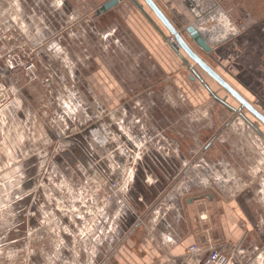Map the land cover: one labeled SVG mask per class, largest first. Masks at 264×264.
<instances>
[{
	"label": "rangeland",
	"instance_id": "obj_1",
	"mask_svg": "<svg viewBox=\"0 0 264 264\" xmlns=\"http://www.w3.org/2000/svg\"><path fill=\"white\" fill-rule=\"evenodd\" d=\"M102 1L0 0V264H114L122 237L110 206L125 198L134 172L140 185L163 173L156 202L146 200V209L152 204L161 211L164 203L173 210L169 192L186 187L188 176H196L192 190L216 187L198 179L227 158L243 168L228 174L231 183L242 179L257 191L264 181V137L250 122L263 134L264 124L246 109L247 119L229 108L239 109V102L191 59L186 64L167 37L158 48L167 51V67L157 72L129 21L140 12H111L110 30H102L95 16ZM215 1L210 10L173 21L195 51L239 87L245 70L258 64L237 41L246 22L236 0ZM191 28L215 32L209 51L191 37ZM11 56L33 61L34 74L9 71ZM188 66L204 73L230 106L192 80ZM248 97L264 113V99ZM246 144L249 155L240 147Z\"/></svg>",
	"mask_w": 264,
	"mask_h": 264
},
{
	"label": "crops",
	"instance_id": "obj_2",
	"mask_svg": "<svg viewBox=\"0 0 264 264\" xmlns=\"http://www.w3.org/2000/svg\"><path fill=\"white\" fill-rule=\"evenodd\" d=\"M156 1L167 16L171 20L175 18L176 21L187 20L190 15H196L200 10H210L205 7V4H203L204 9L200 8L203 0ZM216 2L219 4L218 1ZM235 5L240 8V20L246 22L244 23L245 28L237 35V41L240 46L247 49L252 60L258 65L250 71L241 65L243 70L246 69V73L242 75L239 87H234L248 100L250 93L264 99V0H236ZM135 11L140 12V14L137 12L139 14L137 20L133 19V15L129 17L131 26L135 30V37L139 41L141 39L147 51H151L147 52L148 56L150 53L153 55L151 56L153 58L148 61L149 64L156 71L164 69V57L167 56V51L164 48L162 50L158 48L161 45L159 40L167 37L168 41V35L160 28L161 26L156 25L154 20L140 9L135 8ZM109 14H103L97 18L98 26L102 30H110V27L105 24ZM147 19L152 25H156V30L151 27ZM167 44L170 49H173L168 42ZM93 67L101 68L98 63ZM144 67L147 66L144 65ZM107 68L113 67L108 65ZM98 74L101 73L98 72ZM129 81L128 83L131 84L130 79ZM128 87L131 88V86ZM22 118H24L23 115ZM243 145L240 147L244 155L248 152L245 149L250 146L246 144L244 147ZM207 147L210 146H206L205 149ZM235 149H238V146ZM219 165L214 164L207 168L202 178L198 176L200 180L198 179L199 182H197L198 185H216V187H209L207 190L200 188L192 190L194 185H191V181H196V176H193L194 178L188 176L185 178V184H188L186 187L172 189L169 195L172 194L174 203L176 202L173 210H170L166 203H164L165 210L163 211H161L162 207L156 209L152 204L150 210L146 209V200L151 197L154 201L156 199L153 191L157 192L156 187L159 188V186L156 184L162 183L160 178L164 176L163 173L158 174L157 171H152L153 175H151L155 179L154 185H140L138 174H134L133 186L128 192L125 191L128 199H119L110 206V216L116 223L115 229L122 237V243L116 247L118 251L114 257V264H181L189 247L203 242L202 237L206 235L215 244L239 245V249L233 254L232 264H264L261 260L264 259L262 256L264 255V181L260 182L261 186L258 183L257 191L253 185H249L242 179L231 183V180H228L230 177L228 174L231 175L233 170L234 175V172L237 173L240 168L243 169L242 165L235 169V165H231L228 158L224 162L221 161ZM207 171L214 176L218 173L221 177H209L210 174ZM171 188L172 185L166 186L164 192ZM204 209H207L205 212L207 218L202 220L200 214L204 212Z\"/></svg>",
	"mask_w": 264,
	"mask_h": 264
},
{
	"label": "water",
	"instance_id": "obj_3",
	"mask_svg": "<svg viewBox=\"0 0 264 264\" xmlns=\"http://www.w3.org/2000/svg\"><path fill=\"white\" fill-rule=\"evenodd\" d=\"M143 2L147 5L150 12L159 20V22L167 29L168 33L172 37L173 40H168V43L175 50V52L181 57V59L189 64V59L194 62L198 67H200L208 76L214 79L222 88H224L236 101L239 102L240 108L237 109L235 107H231L229 103L226 101L227 98H222L218 96L217 93H214L211 88L208 87V83L201 74L191 66L190 70H192L193 75L190 76L192 80L195 78H199L201 82L210 89V93L218 99L221 103L226 104L229 108L234 111H238L242 116L246 118L243 114V110L246 109L249 111L251 115H253L257 120H259L262 124H264V113H262L257 107L248 100L241 92H239L231 83H229L218 71H216L201 55H199L195 49L187 42L184 35L178 30L175 22L171 20L167 14L162 10L156 0H143ZM203 4L205 7L211 8L215 7L218 3L215 0H203ZM136 6L140 9L146 16L151 18L147 11L144 9L143 5L139 2V0H103L100 7L95 11V16L100 17L103 14H109L111 12L121 14V9L124 10L125 7L134 9ZM152 19V18H151ZM153 21V20H152ZM191 37L195 40V42L209 51L208 40L209 37L215 32H205L199 31L195 28H191L189 30ZM247 119V118H246ZM250 124L264 137V134L256 127V125L252 122Z\"/></svg>",
	"mask_w": 264,
	"mask_h": 264
},
{
	"label": "built area",
	"instance_id": "obj_4",
	"mask_svg": "<svg viewBox=\"0 0 264 264\" xmlns=\"http://www.w3.org/2000/svg\"><path fill=\"white\" fill-rule=\"evenodd\" d=\"M11 57L7 62V67H9L7 69H10L9 71L16 72L20 68H24L28 76H30V73L34 74L36 66L33 61L29 59L23 60L20 56ZM128 161L131 163L129 159ZM112 187L116 191L119 190L116 187V183H113ZM124 197L128 199L126 195ZM200 217L203 218L202 220H205L207 215L203 212L200 214ZM202 239L203 242L195 243L189 247L186 255L181 260V264H232L233 254L239 249V245L215 244L208 235L202 237Z\"/></svg>",
	"mask_w": 264,
	"mask_h": 264
},
{
	"label": "flooded vegetation",
	"instance_id": "obj_5",
	"mask_svg": "<svg viewBox=\"0 0 264 264\" xmlns=\"http://www.w3.org/2000/svg\"><path fill=\"white\" fill-rule=\"evenodd\" d=\"M135 9V8H134ZM192 71V70H191ZM193 75V74H192ZM197 79V81L200 83L201 82V80L199 79V78H195V80ZM194 80V81H195ZM205 80V79H204ZM202 83V82H201ZM203 84V83H202ZM201 85V84H200ZM213 95V94H212ZM218 100V99H217ZM219 101V100H218ZM223 104V103H222ZM209 145V144H208Z\"/></svg>",
	"mask_w": 264,
	"mask_h": 264
},
{
	"label": "trees",
	"instance_id": "obj_6",
	"mask_svg": "<svg viewBox=\"0 0 264 264\" xmlns=\"http://www.w3.org/2000/svg\"><path fill=\"white\" fill-rule=\"evenodd\" d=\"M200 74H201V76H202L204 73H203V74H202V73H200Z\"/></svg>",
	"mask_w": 264,
	"mask_h": 264
},
{
	"label": "bare ground",
	"instance_id": "obj_7",
	"mask_svg": "<svg viewBox=\"0 0 264 264\" xmlns=\"http://www.w3.org/2000/svg\"><path fill=\"white\" fill-rule=\"evenodd\" d=\"M186 39V38H185ZM187 40V39H186ZM188 42V41H187ZM189 43V42H188ZM231 83V82H230Z\"/></svg>",
	"mask_w": 264,
	"mask_h": 264
}]
</instances>
